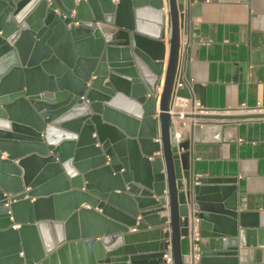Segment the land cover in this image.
I'll use <instances>...</instances> for the list:
<instances>
[{
    "label": "water",
    "instance_id": "obj_1",
    "mask_svg": "<svg viewBox=\"0 0 264 264\" xmlns=\"http://www.w3.org/2000/svg\"><path fill=\"white\" fill-rule=\"evenodd\" d=\"M184 27L185 0H0V264H184L195 218L201 264H264L237 179L173 140Z\"/></svg>",
    "mask_w": 264,
    "mask_h": 264
},
{
    "label": "crops",
    "instance_id": "obj_2",
    "mask_svg": "<svg viewBox=\"0 0 264 264\" xmlns=\"http://www.w3.org/2000/svg\"><path fill=\"white\" fill-rule=\"evenodd\" d=\"M184 29L194 102L211 114H264V0H185ZM192 154L195 177L237 179L240 210L259 212L264 227V117L200 119ZM249 240L264 263V246Z\"/></svg>",
    "mask_w": 264,
    "mask_h": 264
},
{
    "label": "built area",
    "instance_id": "obj_3",
    "mask_svg": "<svg viewBox=\"0 0 264 264\" xmlns=\"http://www.w3.org/2000/svg\"><path fill=\"white\" fill-rule=\"evenodd\" d=\"M188 60H189V53H188V46L185 40V32H184L182 38L181 50H180L178 73L184 76L185 84L190 89L191 78L190 80H187L185 77ZM183 86H184L183 83L177 81L175 86V91L178 90L179 88H182ZM82 99H85V97L82 96ZM258 107L262 108L264 107V104L263 105L259 104ZM199 112H204L203 108H201V106L196 102H193L192 99L177 95L174 96L170 113L172 116L171 131L175 143H179L181 140L189 138L191 135H193L195 126L200 124V119L193 117L192 114H196ZM185 135H189V136L185 138L184 137ZM198 221L199 219L195 218L196 223L194 225V233L190 234L191 242L193 241L194 244L192 245L191 251L184 256V264H201L200 263L201 257L198 251L199 245L197 243L200 239L199 227L197 224ZM134 230L136 229L134 228ZM164 258L166 259L167 264H173L171 245L164 254Z\"/></svg>",
    "mask_w": 264,
    "mask_h": 264
}]
</instances>
